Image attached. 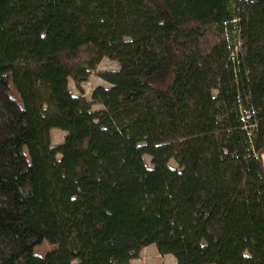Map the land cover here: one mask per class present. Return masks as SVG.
Returning <instances> with one entry per match:
<instances>
[{
    "label": "trees",
    "instance_id": "trees-1",
    "mask_svg": "<svg viewBox=\"0 0 264 264\" xmlns=\"http://www.w3.org/2000/svg\"><path fill=\"white\" fill-rule=\"evenodd\" d=\"M263 154L264 0H0V264H264Z\"/></svg>",
    "mask_w": 264,
    "mask_h": 264
},
{
    "label": "rangeland",
    "instance_id": "rangeland-1",
    "mask_svg": "<svg viewBox=\"0 0 264 264\" xmlns=\"http://www.w3.org/2000/svg\"><path fill=\"white\" fill-rule=\"evenodd\" d=\"M118 69H119L118 63L108 58H105L98 65V67L91 72L88 81L84 82L81 85L80 89L76 86L73 78L71 77L69 82L70 91L75 96L84 97L87 100L93 102L92 103L93 111H98L102 109L103 106L100 103H96L93 101L92 94L94 90L99 86H104V87L110 86L108 82L102 79L99 73L105 71L118 70ZM50 135H51L52 145L59 146L64 142L67 132L59 128H54L51 130ZM60 157H61L60 154L57 155L58 159H60ZM145 163L147 167L149 168L152 167L151 157L149 155H145ZM169 164L172 168L179 170V166L174 160H171ZM55 248L56 246L48 242H43L42 244L38 245L35 248V253L40 256H45L47 253L54 250ZM131 264H177V261L173 255H161L158 252L155 245H149L142 249L139 257L133 259L131 261Z\"/></svg>",
    "mask_w": 264,
    "mask_h": 264
},
{
    "label": "crops",
    "instance_id": "crops-1",
    "mask_svg": "<svg viewBox=\"0 0 264 264\" xmlns=\"http://www.w3.org/2000/svg\"><path fill=\"white\" fill-rule=\"evenodd\" d=\"M262 158H263V162H264V154H263ZM168 255H170V254H168Z\"/></svg>",
    "mask_w": 264,
    "mask_h": 264
}]
</instances>
